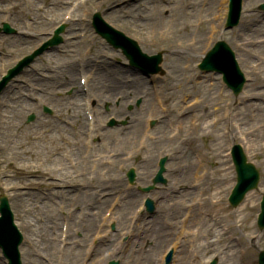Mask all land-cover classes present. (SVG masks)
Wrapping results in <instances>:
<instances>
[{
	"label": "rangeland",
	"instance_id": "374dc122",
	"mask_svg": "<svg viewBox=\"0 0 264 264\" xmlns=\"http://www.w3.org/2000/svg\"><path fill=\"white\" fill-rule=\"evenodd\" d=\"M58 1V0H56ZM111 2L119 3L121 0H110ZM123 1V0H122ZM138 0H130V4L133 5L137 3ZM142 4L139 9H134L133 7L126 5L124 8L119 10L117 13L111 15L106 7L108 2L99 3V1L92 2L88 1L83 9L88 13V18H91L94 12H99L103 19L112 25L115 28L121 29L126 35L131 38H135L138 42H142L141 47L143 51L148 54L152 53H161L162 61L161 66L165 69V74L158 75L155 74L154 84H152V88L156 89L158 95L160 94L161 103L154 104L155 99L150 93V88L146 84V87H142L138 90L137 93H124V102H125V113L127 120H132L133 116L137 113L141 119H144L146 111H150L143 103L140 104L138 109L136 108V102L138 100H142L145 98V95H148L150 98V103L152 105H157L153 110L155 113H160L164 116L161 130H157V124L155 123L151 129V133L156 135V141L150 142L148 144L152 149L150 154L149 151L144 154L145 151H142L145 158L148 155V160L150 162L144 161L145 159H141L139 156H134L130 160H128L124 169L128 168V166H137L143 162L144 172L140 177H137V181L141 184L150 183L152 178V172L155 169L153 168V162L156 155V150L162 148H166V152L171 155V163L173 166L176 164L180 171L187 170V176L184 178L183 175L177 174L174 170H170L167 175L170 179H178L179 182L186 183L188 186L187 193H182L180 190L178 193H172L171 191H163L160 192L162 199L161 202L157 201L158 206V217L156 218L157 224H161L163 227L171 226V217L169 215L168 210H175L174 206L179 207L176 209L175 213V221H179V217L183 216L186 212H188L193 219L194 214L197 213L195 221H192L187 227L188 231H196L199 232V237H197V241L199 243L204 244L206 248L201 249L199 245H194L191 243L190 247L186 249V264H208V260L212 258H217V262L215 264H232V261H235L236 264H241L240 260L237 257V246L235 244V238H239L242 242V247L246 251L245 264H257V254L259 250H264V228L259 229L254 222V215L257 211V208H251V205L254 203V200L257 198L258 193L256 190L249 191L242 203H246L245 207L242 206L238 213L231 214V206H228L226 202H221L217 205H213L205 198L207 193L213 191L215 196L225 194V189L229 186L231 181L234 180V176H230L228 173L224 172L221 167L227 165V161L222 158V151L225 144V141L222 138L221 130L225 127H228L231 131V125L233 123V129L235 131V136L232 137L234 141L240 142L242 145L244 144V140L241 138L240 134H238V129H244L246 132L247 129L253 127L254 125H260L264 123V60L262 57L264 55V46H254L257 40H262L264 42V29H260L259 31H254V28H264V25H261L264 20V8H261L260 5L264 0H246L243 6L245 10L243 15L241 16V21L233 31L237 32V35H233L231 31H222L224 24V5H221L223 0H198L195 4V0H156V2L161 4V14L163 15V19L157 25V20L154 22L151 20H139L135 17V12H142L143 4L151 1V0H139ZM28 3V0H0V17L5 15V17H14L15 20H20L15 24L18 28L25 21V17H32L35 19H43L42 14L45 13L51 19V16H57L58 20L66 6L59 11L51 10L47 8L46 0H37L33 6H29L25 8V5ZM151 3V2H150ZM155 3V2H154ZM13 6V7H12ZM12 7V8H11ZM42 7V9H40ZM44 9V10H43ZM48 11H47V10ZM46 10V11H45ZM148 11V10H147ZM56 12V13H55ZM149 12V11H148ZM128 13V14H127ZM82 14L81 11H77L76 17ZM132 20V21H129ZM146 21V25L141 26L143 21ZM223 21V22H222ZM214 22V23H212ZM44 25H38V29H46L48 28V23L42 22ZM215 25H220L215 27ZM73 26V25H72ZM215 29V34L212 36L210 30ZM73 36L77 40L78 30L76 26H73ZM70 34H65L64 39L67 38ZM223 38L226 40L231 48L236 52V57L239 60V64L246 72L247 78H249L248 83L245 86L244 94L253 97L251 99H247L246 102H243V94H238L235 98H231L228 94L226 88L219 84L218 75L212 73H202L198 71L195 67V63L199 60L200 55L203 53L204 47H208L210 40L208 38ZM194 37L197 41L192 44L190 38ZM12 36L4 37L0 35V55L4 52L6 47L12 50V53L17 52L19 48L18 45H13L11 43ZM250 39L252 43H249L250 50L245 51L242 49V45L238 46V43L243 42L239 39ZM98 42H97V40ZM239 40V41H238ZM102 41L94 36L90 27H86V36L85 40L81 44H77L78 46V54L73 56L72 62L75 64L76 58H83L82 49L85 45L92 46L91 53L87 55L91 59H99L98 55L108 53L109 56L114 55V57L118 56L117 52H113V50L107 45L104 44L103 47H98V43ZM140 42V43H141ZM255 42V43H253ZM30 44L25 45V49L23 51L17 52L18 57L21 54H26V50L32 48L36 45V42H28ZM95 43V44H94ZM189 44L195 45L196 47H191ZM189 45V46H188ZM211 45V44H210ZM190 47L188 50L186 48ZM98 47V48H97ZM41 56V55H40ZM39 56V57H40ZM42 57V56H41ZM37 59L38 65L44 64L43 60ZM16 59V58H15ZM84 59V58H83ZM14 60V59H13ZM51 63H53L56 58L48 59ZM260 62L259 68H254L257 63ZM127 69V68H126ZM134 73V72H132ZM34 74V73H33ZM36 74V73H35ZM34 74V75H35ZM35 76H39L38 74ZM125 76V77H124ZM127 76L129 78H133L132 74L129 72L123 73L122 77L123 81ZM29 77L23 75V84L26 85L23 88V92L29 91ZM144 79H147V76L143 75ZM14 79V78H13ZM43 83H39V86L43 88L44 91L42 93L36 89L35 94L36 97L41 99L42 105L46 104L50 108H52L51 113L54 112L62 118H67V113L65 112V104L64 99L62 97L68 98L70 93L68 92L70 89L65 86H58L49 84L51 80L40 79ZM75 82L77 83V78L75 74ZM32 85L33 82H32ZM163 85L165 88L163 89ZM38 87V85H35ZM160 86L161 90L158 89ZM150 87V86H149ZM142 89V90H141ZM6 87L2 88L0 91V98L5 93ZM64 90V91H63ZM105 93V92H103ZM107 97L109 99V104L112 103L114 96L120 94L116 91H108ZM116 94V95H115ZM144 97V98H143ZM142 98V99H141ZM194 98V100H198L199 102L194 105L192 108L187 109V113L184 115L185 117H176V111L181 106L185 105L187 101L190 103V99ZM229 103V118L227 121L221 120V113L224 110H221V107L226 103ZM228 103V102H227ZM67 105V104H66ZM257 106H260L257 108ZM30 107L36 109V114L34 113V119L32 121H27L28 114L27 112H31L30 110L23 112L18 116L16 120L19 123V127L10 130L3 129L2 134L0 135V147L1 152L0 156L3 158L4 165L6 168L3 171H7L6 174H9L8 182H39L40 186H35L31 190L25 189V191H34L38 192L41 198H32L28 204L27 203H19L22 200L21 194H23V190L19 192H15V196L11 197V205L12 208L18 218H20V213H24L27 206H30L35 211H39L43 206V199L45 197L44 193L48 192L49 194L45 197V201L52 205L53 209L56 211L57 204L62 200L59 198V190L58 188H54V195L52 192L53 189L48 186L43 185L45 182L44 177L46 178V174L42 178H34L27 175H24L22 171H28L22 169V174L15 173V170H12L9 165H7L8 160H16L21 164L29 165L28 168L34 167L36 164V169L41 168L44 165V171L46 173H50L56 177L62 176L63 181L70 177V175H78L76 187L70 186L72 188L71 193H66L67 199H64V203L68 207V202L71 199H76L79 202L80 193L79 189L83 184L88 185V189L95 191V196L98 193L102 192L103 187H99L97 190L92 188L95 185H99L101 182L95 175L100 176H108L107 173L102 174L104 170H102L100 164L96 168L94 172H91L92 163L96 162L95 156L97 154H101L100 152L105 153L107 155L108 152H112V148L108 145H99V137L94 142L93 151L88 155V159L85 160L84 163L78 168L64 167L63 163H67L68 161H72V158H76L77 155L74 154V149L70 147L69 136L64 132H62L56 124L60 127L67 128L62 122L58 121L56 117L41 116L40 112H42L41 108L37 106L35 100H30ZM166 108L165 112L161 111V109ZM97 108V104H96ZM261 108V109H260ZM81 109V104H80ZM122 109V111H124ZM153 112V116L155 113ZM108 114H115L118 119V123L114 126L118 131V136H122L128 132L126 129V120L119 116V112L114 110H110L107 108V105L104 106L102 111V116L98 113L97 121L98 126L104 125V121ZM216 119L217 122L212 123V120ZM85 120H83L84 124ZM175 122H182L185 129L179 130L176 136L169 137V134L174 130ZM62 123V124H61ZM126 125V126H125ZM64 129V131H66ZM101 130V129H100ZM70 132V131H69ZM100 132V131H99ZM96 133V132H95ZM256 133L257 136L252 134V141L248 136V145L251 147L252 160L256 163V167L260 171V178L258 182V187L264 185V128H261ZM72 134V133H71ZM97 134V133H96ZM139 133L137 134V137ZM41 135V138L39 136ZM242 135V137H243ZM10 136V139H14V150H10V148L5 145L8 141L7 137ZM73 138V137H72ZM193 140H188V139ZM4 140L5 143H3ZM83 133L79 136V151L84 154L83 145H82ZM218 139V142H215ZM98 140V141H97ZM137 140V139H136ZM19 141V142H18ZM36 143L38 146H41L46 149H50L52 154L51 164L48 165L46 163L47 154L44 152L42 155L35 156L33 153V143ZM163 142V143H162ZM113 145V144H112ZM134 145L132 143L130 146ZM3 149V150H2ZM22 150H28V154L22 155ZM99 152V153H97ZM124 152V151H123ZM196 154H193V153ZM19 154V155H18ZM21 154V155H20ZM73 156V157H72ZM200 156L203 158L204 165L196 164V158ZM74 158V159H75ZM41 160L44 161L42 166H37V162ZM119 159L116 158V163L112 168L108 170L109 176H113L115 174H124V169L119 170L118 162ZM146 162V163H144ZM216 162V163H215ZM28 163H32L31 165ZM68 164V163H67ZM104 166V165H103ZM215 166V167H213ZM63 167L62 171H58L57 168ZM105 167V166H104ZM14 168V167H13ZM200 168H207L208 172L206 176H200L199 171ZM177 171V170H176ZM13 172V173H12ZM120 172V173H119ZM95 174V175H94ZM183 174V173H182ZM184 174V175H186ZM94 175V176H93ZM197 175V176H196ZM199 175V177H198ZM183 176V177H182ZM16 177V178H14ZM93 179H90L92 178ZM199 179V184L197 186L192 187ZM48 181V180H47ZM170 184V183H169ZM122 187H127L125 184V179L122 178ZM177 187V184L175 185ZM184 188L183 186L181 187ZM180 188V189H181ZM1 191V189H0ZM185 198L184 202L174 203V198ZM13 198V199H12ZM205 198V199H204ZM204 199V200H203ZM200 200V201H198ZM55 202V203H54ZM137 201L133 202L130 206L129 211L131 212L134 204ZM241 203V204H242ZM188 204H191L190 209H187ZM37 205L38 208H37ZM243 205V204H242ZM106 204L96 205V207H91L90 212H94L97 209L101 213ZM82 207V206H81ZM229 208V210H228ZM82 208L79 206L76 209V214L81 211ZM168 211V212H167ZM227 211V212H226ZM26 213V212H25ZM225 214V215H224ZM27 215V213H26ZM240 219L239 222H235V218ZM48 220L47 216L43 213H39L37 215V221L40 224L44 225ZM249 221L250 226H247L246 223ZM24 222L27 223L26 229L28 227L33 228L35 219L32 215H28L27 218L24 219ZM21 226V225H20ZM121 226H125L124 223ZM23 227V226H21ZM24 228V227H23ZM223 228H228V231L224 232ZM230 228V230H229ZM93 228H91L89 232V237ZM37 234H40L38 232ZM257 238L253 239L254 235H257ZM58 236V230L57 235ZM34 237H36L34 235ZM250 237V238H249ZM88 239L85 238L84 242ZM171 239V237H170ZM169 239V240H170ZM33 240V239H32ZM169 240L164 241L163 247L169 242ZM162 243L159 239L158 242ZM254 245H252V242ZM34 242V241H33ZM229 242V244H227ZM251 242V243H249ZM228 245V247H227ZM23 246H21L22 248ZM26 249L30 254H32L34 260H39L41 264H46L38 255L37 252H33ZM132 249V246H131ZM133 251V250H132ZM52 259L54 257L53 252L51 255L49 252H46ZM121 254V253H119ZM210 254L212 256L210 257ZM110 258V257H109ZM109 258L107 260H109ZM111 259V258H110ZM106 261V260H105ZM80 260H76L74 263L78 264ZM135 262V261H134ZM133 262V263H134ZM138 264V263H135Z\"/></svg>",
	"mask_w": 264,
	"mask_h": 264
},
{
	"label": "bare ground",
	"instance_id": "6f19581e",
	"mask_svg": "<svg viewBox=\"0 0 264 264\" xmlns=\"http://www.w3.org/2000/svg\"><path fill=\"white\" fill-rule=\"evenodd\" d=\"M130 0H123L120 1V3H114L111 2L110 0H101V2H108V5L106 7V10L111 14H115L117 13L119 10H121L122 8H124V6L129 5L131 7H133L135 10L139 9L140 10V6L142 5L140 3V1L138 0L137 3H134L133 5L130 4L129 2ZM151 2V3H150ZM155 2V3H154ZM198 2V0H195V4ZM47 7L50 8L51 10H55L58 11L60 9L63 8L64 4L60 3L59 1L56 0H47ZM67 3V0L66 2ZM197 5V4H196ZM221 5H224V3H222ZM198 6V5H197ZM142 12H135V17L139 20H151L154 22L155 20H157V25H159V22L161 21V19H163V15L161 14V4L159 5L158 2H156V0H151L145 4H143L142 6ZM53 10V12H54ZM149 12H148V11ZM141 22L142 25L144 26V24L146 23V21ZM132 21V20H129ZM214 23V22H212ZM69 25L67 26V29H70L72 27V25H75V21L68 23ZM146 25V24H145ZM261 25H264V20L262 22ZM220 25H215V27H218ZM260 29H264V28H254V31H259ZM71 30V29H70ZM237 32H234V35ZM36 35H34L33 37H31L32 39L35 38ZM218 39L217 37L214 36V40ZM213 40V41H214ZM243 41V46L242 49L245 51L250 50L249 48V43H252V40L250 39H239ZM238 40V41H239ZM26 41L25 38H23V36H15L13 37V41H11V44H15L18 46H21V43H24ZM66 42V43H65ZM63 42V49L58 52L57 48L55 49V53L53 52L52 54L49 53L50 56H53L56 58L55 61V66H54V71L52 75H48L47 80H51L49 84L52 85H56V87L58 86H65V85H74L73 89H72V95L70 99H67L64 101V104L66 105L65 108H67V113L69 114L70 118H71V122L74 124H72V127H76L78 125L79 127V131H77V129L73 130L72 134L74 135L73 140L71 141V145L70 147L72 148V150L74 149V154L77 155V160L78 163H82V159L80 158V155L78 154L79 151V147H78V136H80V132H81V127L83 125V115L82 112L79 110V102L82 101V98L85 94H83L80 89H79V84H76L74 79V69L76 72V67H74L73 62L71 60V58L76 55L78 53V46L77 44L79 43L78 40H71L69 42L65 41ZM255 43V42H253ZM256 46H264V42L262 40H257L256 44L254 45ZM59 47V45H58ZM62 48V46H61ZM24 47L22 46L20 48L19 51L23 50ZM188 50H190L191 48L188 47L186 48ZM46 57L48 56L45 55ZM104 58L106 59H87L85 62V67L84 69H86L88 74V77L91 78L89 87L92 91V94H95L97 96V104H100V106H102L105 103H108L109 99L107 97V92L108 91H116L118 93L123 94L122 96V100L120 101V103L117 106H114L113 104L109 105V108H113L115 110H119L118 107H122L125 105L124 100V93H137L138 90L142 87H145L146 82L145 79L143 77V75L141 74H136L133 73V79L131 81V83H126L123 81L122 75L125 72H129L128 69L115 64L114 62L108 60L109 57L105 56ZM8 60V64H10L9 59ZM258 65H261L260 62ZM49 68H51L50 66H44L41 65L40 67H33L31 68V71H39L40 73H44L43 71H47L49 70ZM39 73V74H40ZM46 74V73H44ZM33 79L36 81H39L38 77H34ZM161 87L163 85H160ZM160 86L158 87L159 90H161ZM17 87V86H16ZM165 87L163 86V89ZM142 90V89H141ZM43 91V90H42ZM105 92V93H103ZM146 106L150 109H154L156 106L152 105L150 103V98L148 97V95H145L144 101H143ZM148 102L150 103L148 105ZM96 103V101H95ZM0 107H1V112H0V124H1V128H3L4 130H10L13 131V129H15L18 126V122L16 121L18 119V116L20 114H22L24 111L26 110H30V102L28 100H26L25 98H22V96L18 93V92H6L5 94H3V96L0 98ZM260 106H257V108H259ZM122 108L120 110V114L121 116L123 115L124 111H122ZM264 108V105H263ZM261 109V108H260ZM262 111L264 109H261ZM154 111V110H153ZM99 113H101L99 111ZM177 117V116H176ZM181 117H184V114L181 115ZM164 116L161 115L160 113H155L154 116V120H156V126H157V130H161L162 128V123L164 122L163 120ZM144 122L143 120L138 116V114L136 113L135 116H133L132 120L130 121V124L126 127V129L128 130V132L122 136H118V131L114 129H106L105 127H101V132L99 126L97 125L94 131H97L98 137H99V145H108L109 147H111L113 150H115V157L117 155H119V159H122V150L124 148L129 147L132 143L136 142V137L137 134L141 133V131L144 129ZM232 127H233V123H232ZM3 129L0 131V135L2 134ZM152 129V128H151ZM67 131V130H66ZM68 133V132H67ZM232 135H234V131L232 128ZM258 133H253V135L257 136ZM71 135V134H69ZM115 136V139L118 140L116 147H114L112 145V139ZM40 137V136H39ZM252 137V135L250 136ZM72 138V137H71ZM156 140V139H155ZM188 140H193V139H188ZM252 141H254V139L251 138ZM1 141L4 142V140L1 139ZM13 141H15L14 139L12 141H7L5 145L7 144H11ZM215 142H218V139H216ZM163 143V142H162ZM16 146L14 145H10V149L13 150L15 149ZM137 146L132 145L129 149H125V150H133L135 149ZM38 148V147H36ZM34 149H35V145H34ZM41 152H45V154L47 153H52L51 151H47V150H43L42 147L35 149V153H41ZM103 153V152H100ZM51 155L50 157L47 156V161L49 162L48 164H50V160H51ZM146 162H150L151 160H147ZM144 162V163H146ZM142 167H144L143 164H141V169L139 167L138 171H137V175H142L144 169H142ZM179 175H183L184 178L187 176V171L183 170L180 171L178 168L176 169ZM183 173V174H182ZM187 173V174H186ZM186 174V175H184ZM182 176V177H183ZM96 178L99 179V181L101 182V180H103V183H100L97 187H103L102 190V194H104V199L102 200L101 204L104 203H108L111 198L117 197V205L114 207L113 209V213H114V217L116 216V218L118 219L117 222V226L120 225V222L122 223L123 221H126V217L123 216V214L121 213L123 211L124 208H128L130 206V204L134 201L137 200V198L141 197V194L136 193L135 191L128 189V188H122L120 189L119 187H121V178L122 176L120 174H115L113 173V176H109L108 178H103L96 175ZM186 190V189H185ZM182 191V189L180 190ZM183 192H186L183 190ZM81 194L83 195L80 198V201L84 202L85 208L84 211L80 212V220L77 224H70L69 225V236H71L70 238H75L77 239L76 243L74 246H72L71 244L69 245L68 243L65 246V261L69 262L71 264L72 260L69 258V254L71 252H74V260H78L81 259L82 257V253L80 251V245L82 243V241L84 240L85 237H87V235L89 234V230L91 229V227H95L96 224L98 223V217L94 216L92 214L89 213V208L92 205H95L97 203L96 199H95V192L92 190H88L87 188L84 189V186H81ZM113 194V195H112ZM151 195H153V197H155V193L151 192ZM114 196V197H113ZM32 198H39V194L37 192H33V191H28V192H24L23 193V200H22V204L27 203L32 199ZM157 197H155L156 199ZM110 199V200H109ZM72 202H74V200H72ZM76 204V202H75ZM246 204V203H245ZM245 204L242 205V209L243 206L245 207ZM74 205V204H73ZM77 205H79V203H77ZM76 206V205H74ZM89 206V207H88ZM175 208H179V207H175ZM187 209H190V204L187 207ZM27 215H32L36 220L34 223V227H28L27 228V232L29 237H32L33 235H35L36 233L43 231L42 234H40L39 236L36 237L35 240L39 241L41 244L38 245L40 247L41 252H43L45 254L46 252H50L54 249L55 247V235L54 232L57 229V222L59 219H61V216L58 214L57 211H55L52 207L51 204H49L48 202L45 201V199H43V206L41 208V210L39 211H35L33 208H31L30 206H27V208L24 210ZM39 213H43L46 214L47 218H48V223L45 225H41L38 221H37V215ZM172 216H174V212H171ZM197 216V213L194 214L193 219L190 217L189 218V223L192 221H195V218ZM73 217V215H72ZM175 220V217H172ZM175 224L172 223V226H174ZM247 226H250L249 221H247L246 223ZM115 228V229H116ZM146 228V227H145ZM60 229V227H59ZM152 231L154 233V235H156L157 237H161L162 240L164 241L166 238H168L169 236H174L175 232L174 229L172 227V229H166L164 228L161 224H156L153 225ZM80 236H77V235ZM146 235V229H144V232H142V236L141 239H139V244L147 242V237H145ZM128 236V241L125 243V245H128L129 241H131V237L133 236L132 233L131 235H127ZM197 234L196 235H192V237H194L193 239V244L194 245H199V247L201 249H204L205 247L202 244L197 243ZM112 237V233L107 235V238H105L103 240L104 244L106 245L104 247V249L102 251H100L99 255L90 261L89 264H99V261L103 260L105 257L107 256H116L117 253V249L115 246L112 245L113 243V239L111 240ZM27 239V238H26ZM34 239V238H33ZM187 243V241H186ZM139 247V246H138ZM141 249H144L141 247ZM146 249V250H145ZM144 250V255H143V259H141V264H159L158 261L156 262V255L160 253V251L162 249H164L162 243L158 244L156 243L154 246H148L147 248H145ZM180 250V249H179ZM178 250V251H179ZM142 251V250H140ZM182 252H185V249L181 248L180 250V258L179 261L176 264H184L185 263V255H181ZM125 253L128 255V259L125 260L128 261V263H130L133 259V257H135L136 254H131L127 251H125ZM246 255V253H245ZM32 254H30V252H28V250H24V262L26 264H40L39 261H34L32 259ZM124 259V256H122L121 261ZM124 262V260H123ZM232 264H236L235 261H232Z\"/></svg>",
	"mask_w": 264,
	"mask_h": 264
}]
</instances>
